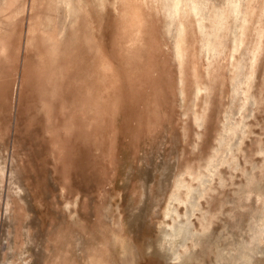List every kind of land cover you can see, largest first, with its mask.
Listing matches in <instances>:
<instances>
[{"label": "rangeland", "instance_id": "obj_1", "mask_svg": "<svg viewBox=\"0 0 264 264\" xmlns=\"http://www.w3.org/2000/svg\"><path fill=\"white\" fill-rule=\"evenodd\" d=\"M39 263L264 264V0H0V264Z\"/></svg>", "mask_w": 264, "mask_h": 264}, {"label": "bare ground", "instance_id": "obj_2", "mask_svg": "<svg viewBox=\"0 0 264 264\" xmlns=\"http://www.w3.org/2000/svg\"><path fill=\"white\" fill-rule=\"evenodd\" d=\"M19 188V187H18ZM134 217V216H133ZM135 218V217H134ZM132 219V218H131ZM132 221H134V219H132ZM132 221H130L132 224H133V222ZM130 223V224H131ZM77 241V240H76ZM81 241H82V239H81ZM80 240H78V242H77V248L80 250V247H81V245H82V242H81ZM39 251V250H38ZM34 254V253H33ZM40 264V263H39Z\"/></svg>", "mask_w": 264, "mask_h": 264}]
</instances>
